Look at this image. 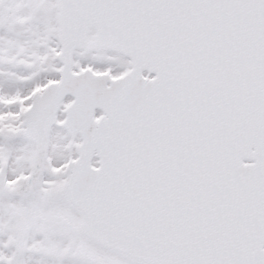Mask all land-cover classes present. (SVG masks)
Segmentation results:
<instances>
[{"label":"snow or ice","instance_id":"obj_1","mask_svg":"<svg viewBox=\"0 0 264 264\" xmlns=\"http://www.w3.org/2000/svg\"><path fill=\"white\" fill-rule=\"evenodd\" d=\"M0 264H264V0H0Z\"/></svg>","mask_w":264,"mask_h":264}]
</instances>
